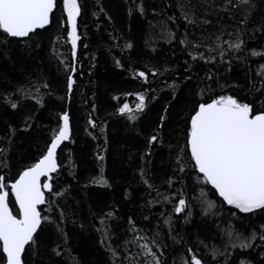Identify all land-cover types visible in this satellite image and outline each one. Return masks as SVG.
Returning <instances> with one entry per match:
<instances>
[{
	"label": "snow or ice",
	"instance_id": "snow-or-ice-1",
	"mask_svg": "<svg viewBox=\"0 0 264 264\" xmlns=\"http://www.w3.org/2000/svg\"><path fill=\"white\" fill-rule=\"evenodd\" d=\"M125 2L129 17H148L146 0ZM87 7L85 0H0V59L12 60L13 45L30 54L38 46L37 38L59 24L71 45L72 63L60 60L65 64L70 100L77 84L75 62L82 38L78 21L87 14ZM92 7L97 28L102 17L112 21L103 0H93ZM151 16L152 31L145 46L158 59L156 44L163 40L171 51L179 50L183 62L176 67L166 66L168 61L153 63L140 70L131 59L135 42L115 28L109 32L112 47L130 56L127 63L115 59V66L130 72L143 88L127 93L135 95L137 103L118 105L116 114L134 124L156 99L151 95L156 79L167 77L161 82L171 79L172 83L168 85L171 100L158 120L147 132L140 129L137 133L143 135L144 147L136 182L144 194L129 191L124 199L142 201L139 219L135 213L122 219L115 204L89 210L102 264H264V224L247 235L228 225L221 229L223 243L209 246L199 237L191 240L182 235L173 219L190 222L194 205L201 207L205 217L227 206L225 210L236 220L264 218V0H161L151 9ZM237 66L242 76L234 79L231 74ZM21 71L23 83L0 76V107L5 114L23 112L26 102L44 107L45 97L52 95L43 74L36 73L33 79V74ZM193 80L195 90L189 92L179 113H174L171 102ZM175 115L179 119L170 130ZM33 119L32 112L24 115L23 128L9 121L6 134L0 135V264H97L75 253L68 230L69 224L81 230L87 227L69 198V187L60 181L63 171L77 179L71 155L66 157L67 165L58 157L61 146L73 140L68 110L59 113L57 127L39 157L12 174V160L19 155L18 134L31 128ZM87 123L92 129L99 127L104 136L105 128L91 116ZM165 148L168 171L157 182L153 158ZM106 152L107 147H97L95 160L101 169ZM89 184L112 186L102 173L84 187ZM210 196L219 199V207ZM174 245H181L183 254H171Z\"/></svg>",
	"mask_w": 264,
	"mask_h": 264
},
{
	"label": "trees",
	"instance_id": "trees-1",
	"mask_svg": "<svg viewBox=\"0 0 264 264\" xmlns=\"http://www.w3.org/2000/svg\"><path fill=\"white\" fill-rule=\"evenodd\" d=\"M146 2L150 12L147 18H143L139 15L129 17L125 0H103L112 21L109 22L102 17L98 22L100 27L97 28V21L92 15L95 10L92 7L93 0H85L88 6L87 14L78 21L82 38L75 62L77 71L74 78L77 84L74 86L70 100L66 89L67 72L65 64L60 60L72 63L71 45L66 42V30L59 24L51 31L45 30L41 37L37 38L38 46L34 47L30 54L13 45L10 53L12 60L0 59V76H6L13 83L24 82L21 71L23 69L24 73L33 74V79L36 73L43 74L52 86V95L45 97L44 107L37 106L34 102H26L28 107L23 112L8 110L6 114L4 108L0 107V135L6 134L7 122L11 121L23 128L24 115L32 112L34 117L31 122L32 127L18 134L19 155L12 160L13 175L24 164L32 163L34 157H39L51 139L52 130L57 127L59 113L65 109L69 111L73 140L71 143H66L67 147L61 146L62 150H58V157L62 164L67 165L69 160L66 157L71 155L72 160L77 164L75 169L77 179H73L69 171H63L60 181L65 187H69V198L76 207L80 221L87 227L81 230L78 226L74 228L69 224L68 230L72 235L71 243L75 253L85 259H95L97 264H102L103 253L96 244L97 234L90 226L92 221L89 210L115 204L122 214V219L123 216L133 213L139 219V205L142 201L139 198L135 202L124 199V194L129 191H136L139 195L144 194L136 182L137 166L140 163L138 157L142 154L144 147L143 135H137V133L140 129L147 132L158 120L164 106L171 100L168 85L172 83L171 79L167 80V84L161 82L167 77L156 79L154 85L156 91L151 93L156 99L149 102L148 107L134 124L126 117L116 114L115 110L118 105L127 102L134 107L137 103L135 95H127V93L143 91V88L138 81L131 78L130 72L122 71L115 66V59H121L127 63L130 56L128 53H122L120 48L112 47L113 42L109 37V32L115 28L135 42L136 49L131 53V59L137 61L136 67L140 70H145V65L150 66L153 63L168 61L166 66L176 67L177 63L183 62L180 59L182 54L179 50L171 51L169 45L163 40H159L156 44L159 50L158 59L145 46L144 41L149 38L152 31L148 23L152 20L151 9L160 5L161 0H146ZM57 36H59L58 43ZM84 44L88 47H83ZM54 52L55 55H53ZM231 75L234 79L240 78L242 76L240 67L237 66ZM195 83L193 80L189 87L181 88L177 99L171 102L170 110L179 113L184 101L190 98L189 92L195 90ZM114 96H119L120 100H114ZM93 104L95 105L94 112L92 111ZM90 116L98 126L105 128L104 136H100L99 127L92 129L88 125L87 121ZM178 119V115H175L169 124L170 130L175 128ZM93 135L97 139H93ZM105 138L108 141L107 145L104 144ZM98 146L107 147L103 169L95 160ZM130 156L133 159H129ZM167 159L168 150L166 148L158 150L153 158L152 171L157 182H162L168 171ZM101 173L112 185L111 188L95 184L84 187L91 177L99 176ZM209 199L215 200L219 207L218 198L210 196ZM226 208L227 206L219 207V211L213 209L212 212L215 214L205 217L202 215L201 207L194 205L191 209V221L185 223L182 218L173 217L175 227L187 238L195 240L199 237L211 246L213 243L217 245L223 243L220 238L221 229L228 225L247 235L252 229L264 224L262 217H253L251 221L236 220L235 217L229 215ZM168 211H171V205L168 206ZM203 251L201 249V252ZM169 252L173 255H181L183 254L182 246L174 245ZM205 258L210 259L207 256Z\"/></svg>",
	"mask_w": 264,
	"mask_h": 264
},
{
	"label": "water",
	"instance_id": "water-1",
	"mask_svg": "<svg viewBox=\"0 0 264 264\" xmlns=\"http://www.w3.org/2000/svg\"><path fill=\"white\" fill-rule=\"evenodd\" d=\"M67 143V142H66ZM14 199V198H13Z\"/></svg>",
	"mask_w": 264,
	"mask_h": 264
}]
</instances>
